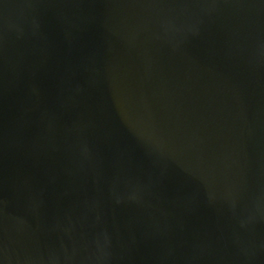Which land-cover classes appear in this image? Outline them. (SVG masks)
Returning <instances> with one entry per match:
<instances>
[{"label": "water", "instance_id": "95a60500", "mask_svg": "<svg viewBox=\"0 0 264 264\" xmlns=\"http://www.w3.org/2000/svg\"><path fill=\"white\" fill-rule=\"evenodd\" d=\"M0 264H264V0H0Z\"/></svg>", "mask_w": 264, "mask_h": 264}]
</instances>
